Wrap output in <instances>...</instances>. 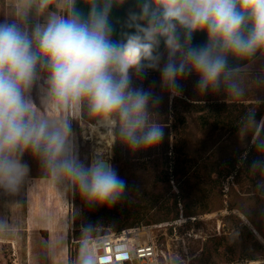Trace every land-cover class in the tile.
<instances>
[{
    "label": "rangeland",
    "instance_id": "rangeland-1",
    "mask_svg": "<svg viewBox=\"0 0 264 264\" xmlns=\"http://www.w3.org/2000/svg\"><path fill=\"white\" fill-rule=\"evenodd\" d=\"M7 15L0 0V22L7 21ZM158 58L162 67L168 49ZM130 77L134 88L151 92L149 111L163 126L164 137L158 145L136 151L122 142L116 152L115 130L110 135L100 126L93 131L96 136L89 130L85 133L82 122L97 119L84 117L83 104L53 106L47 74L37 73L27 93L33 117L70 125L69 155L85 167L108 159L126 187L114 205L89 203L71 177L53 173L39 154L26 150L21 161L28 166L27 175L13 187L0 185V264H79L82 245L90 237L118 233L121 222L123 227H135L128 229L137 231L142 240L149 235L156 240L160 264H199L205 244L211 247L205 256L210 254L216 264L228 257L223 254L224 244L234 243L235 259L256 253L249 231L264 244V115L237 130L226 123L236 115L264 109V50L233 73L241 89L238 95L223 87L201 92L195 76L179 79L177 93L162 83L158 70L149 67L130 71ZM214 113L224 120L218 126L213 124ZM102 133H108L105 139ZM174 139L179 148L171 153L167 143ZM234 159V173L218 175L225 174ZM177 209L180 218L170 233L163 217ZM190 210L196 219L185 216ZM216 242L219 250L213 251Z\"/></svg>",
    "mask_w": 264,
    "mask_h": 264
},
{
    "label": "clouds",
    "instance_id": "clouds-1",
    "mask_svg": "<svg viewBox=\"0 0 264 264\" xmlns=\"http://www.w3.org/2000/svg\"><path fill=\"white\" fill-rule=\"evenodd\" d=\"M28 2L44 13L54 0ZM66 3L73 11L49 13L31 33L0 22V185L13 187L23 180L29 169L21 157L31 150L53 173L71 177L87 202L114 205L126 187L115 170L104 160L87 167L78 163L69 155L70 125L33 117L27 93L38 67L47 72L53 106L86 104L89 115L116 130L130 150L148 149L162 141L164 129L149 111L151 92L132 86L130 70L148 60L147 67L158 70L162 83L177 93L179 79L195 76L201 92L223 87L240 94L228 57L244 59L264 50V0H143L133 18L139 15L146 24L120 45L110 39V2L98 8L88 0L87 20L74 10L75 0ZM177 25L185 30L183 43ZM196 32L206 34L204 45L191 46ZM161 37L168 49L162 67L152 55ZM79 264H96L86 242Z\"/></svg>",
    "mask_w": 264,
    "mask_h": 264
},
{
    "label": "crops",
    "instance_id": "crops-1",
    "mask_svg": "<svg viewBox=\"0 0 264 264\" xmlns=\"http://www.w3.org/2000/svg\"><path fill=\"white\" fill-rule=\"evenodd\" d=\"M98 8H102L105 3H111V8L108 16V24L112 29L110 39L114 44L120 45L127 41L129 35L138 32L141 25L146 24V20L133 14H139L143 0H95ZM51 6L57 7V10H52ZM44 13H39L35 3L28 2V0H3V7L8 10L7 22L16 23L21 29L27 30L31 33L37 25L46 23L49 13H56L64 15L65 11L68 14L73 11L71 5L66 3V0H54ZM79 12L81 18L87 20L89 12L88 0H75V9ZM177 32L180 35L181 42H184L185 30L177 25ZM206 34L203 32H196L193 34L190 42L191 46H202L206 43ZM167 49L164 39L161 37L159 43L154 46L152 55L159 57ZM262 50H257L256 53L248 58H236L229 56V68L238 70L250 64ZM151 61H142L140 69L147 67ZM136 69H132L133 71Z\"/></svg>",
    "mask_w": 264,
    "mask_h": 264
},
{
    "label": "trees",
    "instance_id": "trees-1",
    "mask_svg": "<svg viewBox=\"0 0 264 264\" xmlns=\"http://www.w3.org/2000/svg\"><path fill=\"white\" fill-rule=\"evenodd\" d=\"M51 8L54 11L57 10V7H55V6H51ZM64 15L65 16L68 15V11H65L64 12ZM144 68H147V67H144ZM37 73L47 74L46 71L42 70L39 67L37 69ZM198 104H200V103H198ZM222 104L223 105H225V104L227 105V103H222ZM215 106H219V105H213V107H215ZM82 107H83L84 117L86 119L90 120V121L95 122L96 119L92 118L90 115L87 114V113H89L88 112L87 105L86 104H83ZM215 110L218 111V107ZM220 115L221 114H219V113H214L213 124H215V125L218 126L221 123V121L224 122V120L220 118ZM263 115H264V109H262V110H256V111H249L247 113H242L241 115H236L237 117H234V118H231V119L229 118V121L226 122V123H228L229 126L233 130H237L242 125H244L246 123L253 122L255 120L260 121L261 118L263 117ZM240 116H243V117L242 118H239ZM236 119H240V120L239 121H235ZM181 121H183V123H184L185 122V119L182 118ZM115 136H116L115 143H114L115 151L116 152H120L122 141L120 140L119 135H118V132L116 130H115ZM71 137H73V136H71ZM174 141H175V139L172 141L171 144H170L169 141L167 143V145L169 146V151L171 153H176L177 149L179 148V147H177L176 141L175 142ZM73 143H74V140L72 139L71 140V146L73 145ZM257 143H258V135L254 139V145H256ZM179 151H181V150H179ZM234 161H236V159H234L233 161L230 162L229 169L226 171L225 174H223L222 172H218V175H222L223 177H225V176H229V175L233 174L234 171L236 170V164H235ZM174 167H175L174 170L176 171L177 170L176 169V166L174 165ZM181 171H183V166H182ZM178 202H179L178 199H176L175 200V205H178ZM205 210H207V209H205ZM179 214H180L179 213V210L177 209L176 212L172 213L171 215H166L165 217H163V220H165L163 222H167V223L170 224L169 225V231H170V233H173V229L175 228L174 222H176V220H179V218H180L179 217ZM136 216H137V219H139L138 215H136ZM185 216L186 217L188 216V217H191V218L193 217L194 219L197 218L196 213H194L193 210L186 211ZM123 225H124V222L119 223V225H118V228L119 229L117 231H121L124 228H130V229H134L135 228V227H123ZM249 234L251 236L250 238L252 239V241L254 240L251 243V245H252L253 249L256 251V253H254L253 251H250V252L247 253L246 256H243V257H240V258L235 259L233 257V253H234L233 251L235 250L234 243L224 244V249H223L224 253L223 254H227L228 257L225 259V261H224L223 264H240V263H242V264L243 263L248 264L251 261H256V262L249 263V264H264V260H262V259H264V244L261 241H259L257 238L255 239V236L252 233V231H249ZM246 237L244 238V240H247L248 239L249 241H251L249 238H246ZM217 241H219V240H217ZM217 243L220 244V242H216V244L212 247L213 248L212 249L213 251H218L219 250V247H218V244ZM210 249H211V247L208 248L206 246V244L203 246L202 254L198 258L199 264H216V261H214V259H210V254L207 255V256H205L206 254H204V252H208V250H210ZM257 252H258V254H257ZM258 260H262V261L257 262Z\"/></svg>",
    "mask_w": 264,
    "mask_h": 264
},
{
    "label": "built area",
    "instance_id": "built-area-1",
    "mask_svg": "<svg viewBox=\"0 0 264 264\" xmlns=\"http://www.w3.org/2000/svg\"><path fill=\"white\" fill-rule=\"evenodd\" d=\"M87 245L96 264H160L156 240L150 235L142 240L128 228L90 237Z\"/></svg>",
    "mask_w": 264,
    "mask_h": 264
},
{
    "label": "bare ground",
    "instance_id": "bare-ground-1",
    "mask_svg": "<svg viewBox=\"0 0 264 264\" xmlns=\"http://www.w3.org/2000/svg\"><path fill=\"white\" fill-rule=\"evenodd\" d=\"M82 126L84 127V131H85V133H86V130H89V132L88 133H94L93 131L94 130H97V129H99V128H97V127H100V126H102V127H105L104 125H102L98 120H97V122L96 123H91V122H87L86 124L85 123H83L82 122ZM97 128V129H96ZM106 129H107V131H108V133L111 135V130H109L107 127H105ZM106 131V132H107ZM83 133V132H82ZM96 133V132H95ZM94 133V134H95ZM107 133V134H108ZM107 134H101V138H106V135ZM90 135V134H89ZM97 135H98V131H97ZM84 136V135H83ZM95 136H96V134H95ZM97 138V137H96ZM91 139V138H90ZM100 139V138H99ZM101 140H103V139H100L99 141H101ZM96 141V140H95ZM102 142V141H101ZM107 143H109L110 144V140H108V142ZM112 143V142H111ZM93 158V157H92ZM100 158V157H99ZM100 159H105V158H100ZM100 159H98V160H100Z\"/></svg>",
    "mask_w": 264,
    "mask_h": 264
},
{
    "label": "water",
    "instance_id": "water-1",
    "mask_svg": "<svg viewBox=\"0 0 264 264\" xmlns=\"http://www.w3.org/2000/svg\"><path fill=\"white\" fill-rule=\"evenodd\" d=\"M100 160H104V161H106L107 164L111 166V162H110L108 159H100ZM111 168H112V166H111Z\"/></svg>",
    "mask_w": 264,
    "mask_h": 264
}]
</instances>
